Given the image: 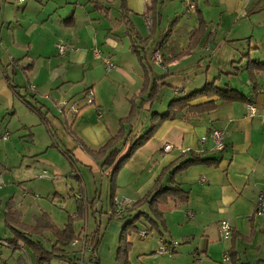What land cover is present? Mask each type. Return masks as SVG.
<instances>
[{
	"label": "crops",
	"instance_id": "1",
	"mask_svg": "<svg viewBox=\"0 0 264 264\" xmlns=\"http://www.w3.org/2000/svg\"><path fill=\"white\" fill-rule=\"evenodd\" d=\"M2 1L0 0V6ZM33 1L36 4L26 5L18 11L4 12L5 22L10 25L4 37H0V62L6 55L11 60L3 65L2 71L7 86L11 88V97L12 93L15 96L11 103L15 109L14 116L21 118L23 127H28L23 119L24 114L16 108V103L26 107L31 115L38 116L47 123L53 138L63 135L64 139L60 137L61 141L70 146L64 154L74 162L72 151H76L80 162L93 175L95 182L103 181L106 175L111 180L113 170L124 158L132 141L146 132L140 135L146 121L142 117L153 113L150 128L159 118H155L151 111L159 96L153 103L141 106L139 96L144 89L145 70L138 55L131 50L132 38L128 33V29L133 28L144 39L152 36L153 24H148V18H152V15L147 14L152 0ZM157 1L159 24L150 44L145 48L146 62L151 67L153 78L160 79L162 87L172 83L182 86H172L175 98L183 97L214 81L220 87L230 85L249 96L253 95L258 111L252 117L249 115L248 103L218 100V108L213 112L201 115L184 111L177 119L165 121L127 160L117 175L114 188L110 182L113 212L114 197L125 195L132 201L123 214L117 215L114 212L120 219L131 216L127 227L120 231V237L124 231L128 234L127 239L132 244L129 252L131 264H231L223 261L224 255L232 247L237 251L238 264H242L240 246L244 247L247 254L248 250L260 253L264 245V217L256 215L257 196L264 191V97L253 94V85L247 75L249 60L264 59L251 53V45L245 53V48L239 46L249 37L237 34L238 30L246 28V24H241L242 21H248V18L257 13H264V0H206L220 11L217 21L211 23L206 19V11L203 12L200 1L196 0L214 35L210 44L200 45L187 55H181V52L189 44V31L198 26L197 13L183 18L177 17V11H173V21L169 27H164L163 8L166 0ZM29 6L38 7L30 11ZM2 9L1 6L0 21ZM185 27L188 28L187 32H184ZM170 30L174 33L181 30L179 32L180 35L183 34L182 38L176 53L165 52L168 54L165 62L158 63L154 57L158 45L153 44L162 42ZM57 43L68 46L64 55L59 54ZM96 47L111 58L115 68L107 69L102 57L95 54ZM165 47L166 45L162 46L163 49ZM259 82L264 86V72L259 75ZM89 89L94 90L95 105L87 104ZM137 96L139 98L136 103L140 108L135 118L124 126V139L116 145L119 155L113 166L103 167L102 162L94 159L90 152L99 151L120 133L121 120L130 115L132 99ZM28 97H32V100ZM209 100L200 98L193 104ZM55 122L58 127L54 126ZM63 123L69 127L66 128ZM213 129L226 132L224 151L213 150L211 141L201 144L200 138ZM0 132L7 131L0 125ZM65 133L72 136L73 140ZM168 144L174 146L171 151L164 150ZM56 146L51 139L46 148ZM179 148L200 150L204 158H217L220 163L192 165L175 175V182L188 193V202L169 203V210L164 214V235L161 236L156 231V236L149 237L154 231L150 230L148 221L144 217L137 219L141 212H149L141 209L148 204L139 207H134V204L145 197L164 171L181 157ZM28 154L32 153L23 155L29 156ZM27 167V170L31 169V166ZM3 171L0 165L2 176ZM44 172L42 177H45ZM165 174L163 178L167 180V171ZM71 176L79 181L81 192L87 189L82 173L73 171ZM48 177L49 172L46 178ZM51 194L52 203L58 208L44 206L41 213L20 210L15 205L14 197L7 196L4 221L12 234L6 239H0V245L10 247L15 252L24 251L27 259L14 257V252L9 254L5 264H38L36 250L30 244L20 239V247H17L11 242L15 238L13 227L21 228L19 225L22 224L32 228L31 232L26 227L22 229L33 241L37 237L35 241L41 242L47 250L64 248L51 229L44 228L35 233L33 227L41 223L43 225L48 220L63 232L69 220L77 218L80 205H84V216L74 222L73 228L80 241L76 245L72 242L65 249L74 264L81 258L84 264L85 252L92 258L90 243L87 244L85 238L95 240L101 263L103 256L110 254V245L101 240L96 232L82 235L77 230L78 223L87 215L90 199H85V195L79 199L81 193L78 194L75 196L78 201L77 210L66 213L64 205L59 201V192L52 190ZM98 194V189H95L91 204ZM29 217L34 218L35 223H28L26 220ZM222 220L232 223L234 240L233 237L231 240L222 238ZM129 224L139 228L138 238L135 239L128 232ZM142 231H147L148 236L142 237ZM93 236L95 239H92ZM161 241L170 246L176 244L172 256L156 254ZM71 250L76 252L74 256L70 255ZM31 257L34 263H31ZM55 261L59 259H53L51 264H55ZM262 263L264 259L260 258L259 264Z\"/></svg>",
	"mask_w": 264,
	"mask_h": 264
},
{
	"label": "rangeland",
	"instance_id": "2",
	"mask_svg": "<svg viewBox=\"0 0 264 264\" xmlns=\"http://www.w3.org/2000/svg\"><path fill=\"white\" fill-rule=\"evenodd\" d=\"M199 1L203 12L206 11V19H208L210 23L212 21L216 22L220 11L215 9L214 6L209 5L206 0ZM34 3L35 1L33 0H3L1 5L3 9L0 21V37H4L5 31L8 30L10 25L9 22H5L4 12H12V10L18 11L24 6L29 4L34 5ZM37 7L38 6H33L32 8L29 6L28 8H30L29 10L31 11ZM187 8L188 4L186 0H166V5L163 8L164 27H169L171 21H173V17H175L171 14L173 11H177V17H192L194 13L189 14ZM241 24H246V28L238 30L237 35H241L242 37L248 36L249 38L246 40L244 39L243 44L239 47L243 49L245 48L244 50L246 53L250 49L249 45H251V53H255V55L260 56L263 60L264 13H257L248 18V21H242ZM10 62L11 60L8 58V55H6L3 61L0 62V125L2 128L5 127V130L10 136V138L8 137L10 141H0V165L3 167V177L5 180L4 186L0 188V239H6L12 234L4 221L7 196L14 197L15 205L18 209L26 212L36 211L37 213H41L44 206L58 208L51 200L53 197L51 194L52 190H57L61 195L59 201L64 205L66 213H72L77 210L78 205L75 196L77 197L78 194L81 193V196L85 195V199H90V203L87 209V215L85 219L78 223L77 230L80 231L82 235H92L94 232L99 231V237L101 240L103 239L108 245H110V254L103 256V260L100 264H118L116 260V252L120 239V231L124 229V227H127L126 225L131 219V216L120 219L117 215H114L110 203V178L106 175L103 177V181L95 182L93 175L83 166L82 162H80L81 160H79L76 151H72L75 161L73 162L72 159H69L64 152L65 150L70 149V146L67 142L63 143L61 141L60 137L64 139L63 135H56L53 138V134L49 131L47 123L40 117L31 115L26 107L18 105V103H16V108H19L20 113L23 112V119L28 127H23L21 118L14 116L15 109H13L11 103L12 97L15 98V96L12 93L11 97V88L7 86L2 71L3 65ZM21 74L24 75V73ZM172 86L182 87L175 83L163 86L158 99L151 108L152 112L163 113L166 111L169 102L176 97ZM240 89L244 90L243 87H240ZM28 99L32 100V97H28ZM18 100L19 99H17V101ZM152 114L142 117L145 118L146 121L144 123L145 127L140 135L150 128ZM63 125L66 128L69 127L66 123H63ZM54 126L58 127L57 122L54 123ZM65 135L70 140H73L72 136H69L67 133H65ZM51 139L52 142L57 144V146L55 148H46ZM25 153L32 154L24 156L23 154ZM27 166H31V169L27 170ZM45 170L49 172L48 178L41 176ZM73 171L82 173V177L86 181L87 189L82 190V192L80 191L79 181L71 176ZM95 189H98L99 194L97 199L91 204ZM120 193L122 194V192ZM57 203L59 202L57 201ZM141 209L145 211L149 210L147 205H144ZM26 221L28 223H35V220L32 217H29ZM127 229L135 239L138 238L137 231L139 228L129 224ZM156 235L157 232L154 231L149 237ZM35 240H37V237H35ZM77 248H79V246ZM239 249L242 264H259V259H264V245L262 246V251L260 253L258 251L253 252L248 250V253L246 254L244 247L242 248L240 246ZM14 252L15 251L12 248L0 245V264H5V260L9 257V254ZM75 254L76 252L71 250L70 255L74 256ZM14 257L27 259L26 253L21 250H17ZM83 257L84 264H97V259L94 257L90 259L87 252H85V256ZM30 259L31 263L35 262H33L32 257ZM76 262L77 264H82V258ZM55 264L69 263L67 260L59 259V261H55Z\"/></svg>",
	"mask_w": 264,
	"mask_h": 264
},
{
	"label": "trees",
	"instance_id": "3",
	"mask_svg": "<svg viewBox=\"0 0 264 264\" xmlns=\"http://www.w3.org/2000/svg\"><path fill=\"white\" fill-rule=\"evenodd\" d=\"M157 7L158 1L152 0L151 4L148 5L147 8V14H151L153 19V25L151 28L152 36L150 38L144 39L139 34H137L133 28L128 29V33L132 38L131 50L138 55L139 60L145 70L144 89L139 96L141 98V106L148 102L153 103L155 99L160 95V89L163 85V83H160V79L153 78L151 74V67H149L146 62L147 55L145 53V48L150 44L153 35L156 32V28L159 24L160 16ZM196 13L198 17V26L189 31V44L181 52V55H187L193 52L198 46L210 44L212 42L214 32L209 29V23L206 21L204 14L198 4L196 6ZM186 28L187 27H185V29ZM187 29L184 30V32H187ZM181 30H177L175 33L173 32V30H170L164 37V40L162 42H157L153 44L158 45L157 49L161 53L163 62H165V57L168 55L165 52L176 53L179 46V42L183 35H180L179 31ZM165 45L166 47L165 49H163L162 46ZM263 72L264 60H249V62L247 63V75L250 83L253 85V94L257 93V90L262 87L261 83L259 82V75ZM139 97L137 96L132 99V111L127 118L121 120L122 128L120 133L115 138H112L99 151L90 152L94 159L102 162L103 167L109 168L113 166L114 162L116 161L119 155V149L116 147V145L122 139H124V126L127 123H130L138 113V109L140 108V106L137 105L136 100ZM200 98H208L210 100L200 104H193L194 101ZM218 100L254 104L253 95L249 96L230 85H227L226 87H220L217 85L216 81L207 83L203 88L188 93L183 97H177L171 100L165 112H163L162 114L154 112V117H159L158 120L155 121L154 125L149 128L142 136H140L139 138H135L132 141V144L127 153L125 154L124 158L119 161V163L112 172L111 182L113 188L115 187L117 175L121 168L125 165L127 160L154 135L157 129L165 121L177 119L184 111L194 112L201 115L213 112L218 108ZM219 163V159L211 157L204 158L202 154L196 153L193 150H190L186 154L181 155V157L177 161L172 163L170 167L171 169H166L168 173V179L165 180L163 178L164 175H166V171H164V173L156 181L154 187L146 194V196L134 204V207H139L143 204H148L149 207V212H141L137 216V219L144 217L150 225V230L157 231L161 236H163L166 231L164 214L166 211L169 210V203L173 201L175 202V204H178V202L183 204L185 202H188L189 199L188 193L183 188H181L178 183L175 182V175L179 172L186 170L192 165H216ZM79 209L80 213L78 214L77 218L70 219L66 230L63 232L57 230L48 220L45 221L43 225L41 223L40 225H37V227H33L35 229V233L41 232L44 228L51 229L53 231V234L58 238V242L64 248L47 250L41 242L33 241L31 238H29L28 234L24 233V227H26L27 230H30V232L32 231V228L23 226L22 224L19 225L21 228L13 227V230L15 232V238L14 240H11V242H13V244L17 247H20L18 245V242L20 241V239H24V242L30 244L36 250L38 264H51V261L57 258L60 260L67 259L70 264H74V260L68 257V252L66 251L65 247L69 246L75 239H79V236L75 235L73 228L74 222L84 216V205H80ZM95 234L99 236V231H97ZM29 235L32 236L33 234L29 233ZM127 235L128 234L124 231L122 232L120 237L119 246L116 252V259L118 264H131L129 260V252L132 248V244L128 241ZM93 238L95 239V236H93L92 239ZM85 239L87 244L90 243L92 257L97 259V264H100L99 256L97 253L98 244L95 243V240H89L87 237ZM229 258L231 264H238L239 259L235 247H232L231 251H229Z\"/></svg>",
	"mask_w": 264,
	"mask_h": 264
},
{
	"label": "built area",
	"instance_id": "4",
	"mask_svg": "<svg viewBox=\"0 0 264 264\" xmlns=\"http://www.w3.org/2000/svg\"><path fill=\"white\" fill-rule=\"evenodd\" d=\"M247 2H251L252 0H246ZM187 4H188V8H187V12L190 13H196V6H197V1L196 0H186ZM190 17V16H188ZM148 24L152 25L153 24V19L151 17L148 18ZM56 47L58 49V52L60 55H64L67 50H68V46L64 43H57ZM94 52L97 56L102 57L104 64L106 65L107 69H113L116 67L115 63L111 60V58L109 56H106L103 54L102 50L100 48H96L94 49ZM155 60L158 63H162L163 59L161 56V53L159 51H157L154 54ZM257 94L260 96L264 97V86H262L261 88H259L257 90ZM95 103V93L94 90L89 89L87 92V104H94ZM66 104V102H64V105ZM248 109H249V115L250 116H255L257 114L258 111V107L255 104H248ZM264 127V126H263ZM9 134L7 132L1 133L0 132V141H6L8 140ZM226 139H227V134L224 130L221 129H213L209 134H206L204 136H202L200 138V142L201 144H206L209 141H211L213 143V150L215 151H224L226 148ZM174 148L173 145L168 144L164 147L165 151H171ZM190 150L193 149H187V148H179L178 152L183 155L186 154L187 152H189ZM196 153H202L200 150H193ZM43 176H48V172L45 171ZM202 180L204 181L205 178L203 177ZM4 186V180H3V176L0 173V188H2ZM82 196H79V199H81ZM132 204V201L129 197L123 195L121 197H114L113 199V205H114V212L117 215H121L125 212L126 208L129 207ZM256 215L259 217H264V191L259 192L258 196H257V208H256ZM220 231H221V235L222 238L224 240H231L233 237V233H234V227L232 225V223L229 220H222L220 222ZM140 235L142 237H147L148 236V232L147 231H142L140 233ZM79 239H76L73 241V245H76L79 243ZM175 247L176 244L170 246L167 245L166 243H164L163 241H161L160 246L158 247V249L156 250V254L157 255H168V256H172L175 253ZM224 263L230 262V258H229V252H227L224 255Z\"/></svg>",
	"mask_w": 264,
	"mask_h": 264
}]
</instances>
